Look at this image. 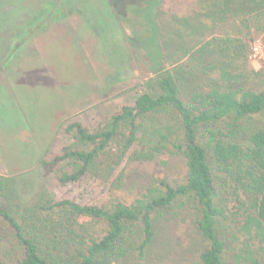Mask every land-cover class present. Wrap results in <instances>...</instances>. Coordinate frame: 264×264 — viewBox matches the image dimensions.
<instances>
[{"label":"trees","instance_id":"1","mask_svg":"<svg viewBox=\"0 0 264 264\" xmlns=\"http://www.w3.org/2000/svg\"><path fill=\"white\" fill-rule=\"evenodd\" d=\"M140 2L150 10L143 21L151 35L140 48L154 74L145 81V91L93 131L79 122L68 125L72 145L40 164L50 173L57 163L67 161L72 169L59 176L63 185L89 173L111 179L125 161L131 165L161 159L166 165L179 160L182 174L177 179L154 174L129 184L121 170L110 181L108 201L100 206L58 201L46 191L27 201L17 178L0 177V264L144 260L165 214L186 209L192 211L205 245L199 264H264V127L242 136L244 128L264 113V91L233 89L241 84L242 73L222 67L221 85L184 95L185 67L177 65L182 57L169 56L174 67H166L158 26L152 23L153 9L161 0ZM207 2L224 18L264 11L254 0ZM121 3L122 13L111 5L117 23L129 11L130 3ZM135 35L133 31L134 38L129 37L133 45ZM208 46L220 51L228 47L225 41L209 42L200 49L203 55Z\"/></svg>","mask_w":264,"mask_h":264},{"label":"rangeland","instance_id":"2","mask_svg":"<svg viewBox=\"0 0 264 264\" xmlns=\"http://www.w3.org/2000/svg\"><path fill=\"white\" fill-rule=\"evenodd\" d=\"M111 1L119 13L124 8L121 2L130 3L120 23ZM140 1L0 0V177L17 178L25 200L46 191L58 201L100 206L108 201L110 181L121 170L129 184L154 174L173 179L182 174L179 160L166 165L161 159L131 165L125 161L111 179L89 173L63 185L59 176L72 169L67 161L57 163L50 173L40 164L72 145L68 125L79 122L93 131L145 91V81L154 74L140 48L151 37L143 21L150 10ZM254 1L264 5V0ZM223 16L207 0H161L153 9L152 23L158 26L166 67L172 69V58L182 57L177 65L185 67L184 95L221 85L222 67L242 73L241 84L233 89L264 91V65L249 58L252 48L264 43V11ZM133 31L134 45L129 39L134 38ZM224 41L225 51L208 46L203 55L200 50L209 42ZM186 51L190 53L183 56ZM259 127H264V113L244 128L242 136ZM157 232L146 259L120 264H199L205 245L190 209L166 213Z\"/></svg>","mask_w":264,"mask_h":264},{"label":"built area","instance_id":"3","mask_svg":"<svg viewBox=\"0 0 264 264\" xmlns=\"http://www.w3.org/2000/svg\"><path fill=\"white\" fill-rule=\"evenodd\" d=\"M250 60L254 63H259L264 65V43L259 42L252 48V52L249 56Z\"/></svg>","mask_w":264,"mask_h":264}]
</instances>
